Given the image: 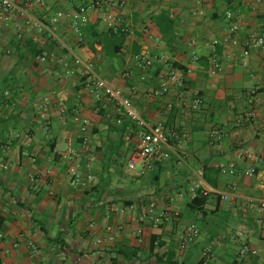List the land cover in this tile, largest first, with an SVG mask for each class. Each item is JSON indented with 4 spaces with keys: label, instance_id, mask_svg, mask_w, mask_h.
<instances>
[{
    "label": "crops",
    "instance_id": "crops-1",
    "mask_svg": "<svg viewBox=\"0 0 264 264\" xmlns=\"http://www.w3.org/2000/svg\"><path fill=\"white\" fill-rule=\"evenodd\" d=\"M89 1L17 0L25 14L0 20V264H236L240 240L255 249L245 264H259L255 236L263 240L264 233H257L256 213L243 208L245 198L264 196V44L246 55L242 49L244 40L264 35V2L107 0L80 16L82 39L68 16L52 22L58 10L72 13ZM233 8L238 31L230 33L225 11ZM107 14L118 27L106 39L111 54L98 35L114 31L102 19ZM27 40L42 54H30ZM143 55L151 59L146 69ZM88 64L147 121L176 129L183 146L153 170L139 162L129 168L135 132L121 108L85 86ZM170 70L183 84L168 80L165 94H153ZM254 86L257 115L237 124L244 91ZM194 97L201 99L198 108ZM76 114L89 126L86 147L78 148L83 181L71 184L62 154L68 142L79 147ZM213 129L223 137L212 139ZM217 163H233L235 172ZM248 166L254 175L244 174ZM198 178L209 192L202 209L192 211L189 186ZM189 221L199 235L179 250L180 223ZM212 241L207 257L203 250ZM121 246L138 251L124 258Z\"/></svg>",
    "mask_w": 264,
    "mask_h": 264
},
{
    "label": "built area",
    "instance_id": "built-area-1",
    "mask_svg": "<svg viewBox=\"0 0 264 264\" xmlns=\"http://www.w3.org/2000/svg\"><path fill=\"white\" fill-rule=\"evenodd\" d=\"M57 1V0H56ZM264 2V0H258ZM43 0H25L27 5L42 4ZM107 0H91L88 3L80 5L74 12L65 14L61 10H58L55 16L52 17V22L56 23L61 16H68L71 19L72 29L79 39H82V32L79 28L80 16L85 15L89 10L97 9L104 4ZM235 10L238 8L227 9L225 11V16L232 20L229 25V32L235 33L238 31V25L235 18ZM20 14H25V8L21 7L17 0H0V20L8 21L18 17ZM102 19L107 22L109 26H113L114 31H118V27L114 26V21L111 15L107 14L102 17ZM125 30L124 28L120 29ZM232 43H239L236 37L232 38ZM264 44V35H259L254 37L253 40L246 39L243 41L242 53L244 55L249 53V48L252 46H259ZM64 47V45H62ZM60 56L63 57V54ZM76 62H80L79 58L75 59ZM140 67L146 69L151 64L150 57L140 56L139 58ZM213 67L217 65L214 58L211 59ZM128 72H124L123 76H127ZM168 80H172L176 86H181L182 79L179 77L174 70H170L167 73V77L162 79L156 88L153 90V94L161 96L169 90ZM85 86L88 90L96 97L100 98L105 96L107 100L113 102L119 108H121L124 116L130 122L132 130L135 132V144L132 152L127 159V166L129 168H134L136 163H141L142 169L149 171L156 168L157 163L162 159L169 157L170 153L176 149L183 146V140L176 129H171L166 132L161 124L151 123L145 119L141 108L137 106L128 96H125L121 89L114 88L108 84L102 77H100L88 64L84 73ZM257 92V86L247 88L244 91L246 97V109L242 116H240L236 123L244 122L247 119H255L257 113L254 107L255 94ZM201 104V99L199 97H194L192 99V107L198 108ZM41 118H43V125H47L45 121V116L41 113ZM75 119L79 122V131L81 139L79 142V147H75L72 143L68 142L65 150L63 151V158L67 162L66 173L71 184L81 183V173L82 168L79 161L78 148H85L87 143V128L89 126V119L76 114ZM224 131L222 129H213L210 131V137L214 140H219L223 137ZM238 156L246 155L244 151L238 152ZM250 156V155H249ZM30 160H34L33 156H29ZM255 160H260V158H254ZM215 167L222 172H235V166L233 163L227 166L217 163ZM245 175L252 176L255 174V167L248 166L244 171ZM87 180L93 179V174L88 172L86 174ZM34 176H30V181H34ZM209 189L202 186L201 178L195 179L191 182L189 186V193L191 197L196 196V194L206 195ZM226 198L227 195H223ZM253 211L256 213V223L260 227H264V196L262 197H247L244 200L243 212ZM90 224V223H89ZM181 235L178 242V249H185L192 241H194L199 235V228L194 221H189L186 223H180ZM2 234L0 233V236ZM234 235L238 238L240 235L239 231H236ZM212 243L208 244L204 250L203 254L207 257L212 256ZM31 249L34 252L36 250V245L31 243ZM255 253V249L252 248L245 241H239L236 264H245L248 258Z\"/></svg>",
    "mask_w": 264,
    "mask_h": 264
},
{
    "label": "trees",
    "instance_id": "trees-1",
    "mask_svg": "<svg viewBox=\"0 0 264 264\" xmlns=\"http://www.w3.org/2000/svg\"><path fill=\"white\" fill-rule=\"evenodd\" d=\"M164 22L169 27L168 30L167 29H165V30L163 29V33L166 34V33L170 32V27H171V24H172V20L168 18V19L164 20ZM98 35L100 36V43L102 44V47L107 51V54L108 53L109 54L113 53V52L110 53V50L108 48V42H107L106 39L114 37L116 35V32L109 29V30H107L105 32L99 33ZM17 42H18V39H16L15 45H16V48L19 49L18 45H17ZM26 42H27V46H28L30 54H32L33 56H37V55L42 54V50L39 49V48L34 47V44L31 42V40H27ZM174 65H176V64H174ZM207 195L208 194H206V195L196 194V196L191 198V200H190V202L188 204V207L191 208L192 211L201 210L202 209L201 208L202 205L206 201ZM211 195L212 196H217L216 193H211ZM153 247H154V245H153ZM151 249H152V242L150 244V250ZM137 251H138L137 248L129 247V246H121L120 249H119L120 254L124 258H131L132 256L136 255ZM169 255L171 256L170 253H169ZM157 257L159 258L160 256L157 255Z\"/></svg>",
    "mask_w": 264,
    "mask_h": 264
},
{
    "label": "rangeland",
    "instance_id": "rangeland-1",
    "mask_svg": "<svg viewBox=\"0 0 264 264\" xmlns=\"http://www.w3.org/2000/svg\"><path fill=\"white\" fill-rule=\"evenodd\" d=\"M9 54V53H8ZM256 230H258L257 231V233H264V227H260V226H258L257 228H256ZM256 233V234H257ZM255 234V233H254ZM255 239L257 240V250H258V256L259 255H261V258H262V260H261V262H259V264H264V238H263V240H260V238H258L257 236H255ZM249 259V258H248Z\"/></svg>",
    "mask_w": 264,
    "mask_h": 264
}]
</instances>
